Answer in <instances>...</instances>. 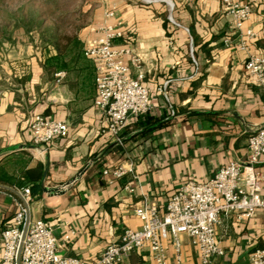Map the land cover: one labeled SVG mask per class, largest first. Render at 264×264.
Masks as SVG:
<instances>
[{
	"label": "crops",
	"instance_id": "1",
	"mask_svg": "<svg viewBox=\"0 0 264 264\" xmlns=\"http://www.w3.org/2000/svg\"><path fill=\"white\" fill-rule=\"evenodd\" d=\"M79 1L84 23L61 34L72 39L61 41L64 69L44 71L39 36L28 54L8 55L4 62L0 260L1 233L24 189L30 190L28 222L42 220L52 228L59 255L92 264L125 229L140 227L136 208L149 204L162 212L188 182L203 183L230 162L246 166L248 138L264 126V84H255L244 69L249 55H264V0H250L251 15L241 30L220 0ZM106 25L120 34L113 46L140 59L151 103L118 136L107 131L106 116L94 106L95 64L83 54ZM247 31L255 37L246 39ZM125 62L135 78L130 58ZM37 114L65 121L68 135L46 149L34 145L30 124ZM118 169L123 175L115 178ZM255 170L264 196V164ZM215 239L222 254L211 264H249L250 255L264 249V212L220 214ZM165 246L163 264H198L188 236H181L179 260L170 242ZM120 264L157 262L145 246Z\"/></svg>",
	"mask_w": 264,
	"mask_h": 264
},
{
	"label": "built area",
	"instance_id": "2",
	"mask_svg": "<svg viewBox=\"0 0 264 264\" xmlns=\"http://www.w3.org/2000/svg\"><path fill=\"white\" fill-rule=\"evenodd\" d=\"M249 2L220 0L223 11L232 16L234 27L238 30L251 15ZM112 16V12L107 14L108 18ZM119 36L113 26L106 25L100 37L92 40L83 52L95 64L94 106L106 116V129L114 136L119 135L130 118L140 117L151 110L148 90L142 84L144 74L140 59L133 56L127 47L113 46V40ZM253 37L255 34L251 31L246 32V39ZM229 42L228 38L224 39L225 45ZM127 57L136 68L135 78L131 77L125 62ZM244 69L255 84H264V55H249ZM55 78L59 82L63 73L56 74ZM30 130L33 144L46 149L53 140L65 138L69 126L65 121L37 114L31 120ZM117 141L120 143L118 138ZM247 150L246 166L230 162L203 183L188 182L168 199L162 212L149 204L136 208L135 216L140 221V227L125 229L120 241L109 244L99 260L92 264H120L132 252L145 246L157 264H163L167 242H170L179 260L183 235L195 245L198 264H211L215 256L222 254L215 239L220 214L236 212L239 217H250L258 210L264 212L262 178L255 170V166L264 164V126L249 136ZM107 173L105 171L104 175ZM112 175L119 178L123 171L115 170ZM21 198L22 203L11 225L1 233L3 250L0 264H84L75 258L59 255L52 228L42 220L28 222L22 238L30 190L24 189ZM249 264H264V249L254 251Z\"/></svg>",
	"mask_w": 264,
	"mask_h": 264
},
{
	"label": "rangeland",
	"instance_id": "3",
	"mask_svg": "<svg viewBox=\"0 0 264 264\" xmlns=\"http://www.w3.org/2000/svg\"><path fill=\"white\" fill-rule=\"evenodd\" d=\"M80 7L79 0H0V91L6 86V57L28 54V45L38 38L32 27L40 23L59 35L70 33L84 23L85 16L77 14Z\"/></svg>",
	"mask_w": 264,
	"mask_h": 264
},
{
	"label": "trees",
	"instance_id": "4",
	"mask_svg": "<svg viewBox=\"0 0 264 264\" xmlns=\"http://www.w3.org/2000/svg\"><path fill=\"white\" fill-rule=\"evenodd\" d=\"M32 28H35L38 31L39 39L44 51V71L50 75H53L55 72L64 69V64L62 62H58V57L63 54L64 51V47L61 46V41H66L69 43L72 39L59 35L57 30L52 32L50 29L49 31L48 29H42L40 23H36ZM52 51H55L54 55H52Z\"/></svg>",
	"mask_w": 264,
	"mask_h": 264
},
{
	"label": "water",
	"instance_id": "5",
	"mask_svg": "<svg viewBox=\"0 0 264 264\" xmlns=\"http://www.w3.org/2000/svg\"><path fill=\"white\" fill-rule=\"evenodd\" d=\"M44 176H45V174H44ZM27 224H28V220L26 221L25 226H24V228H23L22 238H23V236H24V234H25V231H26V228H27ZM20 247H21V246H20ZM19 251H20V248H19Z\"/></svg>",
	"mask_w": 264,
	"mask_h": 264
}]
</instances>
